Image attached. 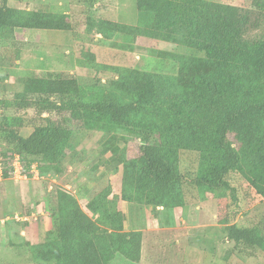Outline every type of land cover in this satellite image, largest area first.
I'll return each mask as SVG.
<instances>
[{
	"label": "rangeland",
	"instance_id": "374dc122",
	"mask_svg": "<svg viewBox=\"0 0 264 264\" xmlns=\"http://www.w3.org/2000/svg\"><path fill=\"white\" fill-rule=\"evenodd\" d=\"M206 1L252 8L251 0ZM262 5L259 28L245 36L250 45L264 42ZM8 7L15 12L14 20L41 12L63 17L69 27L0 31V116L17 112L18 101L26 104L18 113H35L47 102L36 88L50 76L75 78L84 102L110 99L131 105L138 94L129 92L130 81L116 69L153 76L155 93L138 113L137 123H159L181 105L178 68L197 54L151 35L153 19L137 10L136 0H8ZM126 82L129 88L117 86ZM62 122L74 136L65 146V157L54 164L19 153L0 137V264L56 262V249L46 242L62 193L76 199L100 234L141 232L138 264H264V251L246 250L225 234L231 223L259 227L264 234V199L240 175L228 176L237 192L236 216L227 192L191 183L201 157L189 150L179 151L180 206L128 202L125 177L136 163V137L118 126L87 127L71 116ZM30 133L21 130L23 137ZM91 201L110 219L97 221L98 213L88 207ZM115 212L123 216L122 228ZM110 264L132 263L116 257Z\"/></svg>",
	"mask_w": 264,
	"mask_h": 264
},
{
	"label": "trees",
	"instance_id": "16d2710c",
	"mask_svg": "<svg viewBox=\"0 0 264 264\" xmlns=\"http://www.w3.org/2000/svg\"><path fill=\"white\" fill-rule=\"evenodd\" d=\"M263 3L251 0L252 8L244 9L206 0H136L137 10L153 19L151 35L197 54L178 68L176 79L183 94L176 112L159 123H137L138 113L155 93L153 76L147 73L115 70L130 81L129 92L138 94L131 105L110 99L84 102L75 78L50 76L36 88L47 102L32 115L18 113L26 104L16 102L17 112L0 116V137L19 153L54 164L65 157V146L74 136L62 122L66 116L91 128L122 127L139 142L136 163L125 177L128 193L124 198L166 208L180 206L183 200L179 151L199 152L198 174L191 183L198 189L227 192L236 216L238 197L228 180L231 173L240 175L264 199V42L250 45L245 39L259 28L263 17L258 10ZM14 17L8 0H0V31L69 27L63 17L41 12ZM117 86L129 88L127 82ZM23 129L31 133L23 137ZM88 207L98 213L97 221L110 219L100 213L95 201ZM115 215L122 228V214ZM52 218L46 243L56 249L54 264H110L116 257L140 262L141 232L98 233L96 222L83 213L73 196L60 194ZM225 234L246 250L264 251L259 227L231 223Z\"/></svg>",
	"mask_w": 264,
	"mask_h": 264
},
{
	"label": "built area",
	"instance_id": "2783aa9c",
	"mask_svg": "<svg viewBox=\"0 0 264 264\" xmlns=\"http://www.w3.org/2000/svg\"><path fill=\"white\" fill-rule=\"evenodd\" d=\"M1 168H2V164H1V162H0V174H1Z\"/></svg>",
	"mask_w": 264,
	"mask_h": 264
}]
</instances>
